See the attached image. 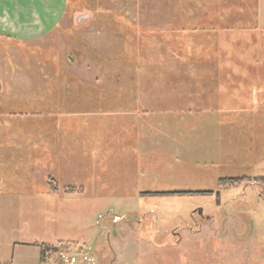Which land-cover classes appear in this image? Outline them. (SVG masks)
Returning <instances> with one entry per match:
<instances>
[{
    "label": "rangeland",
    "instance_id": "rangeland-1",
    "mask_svg": "<svg viewBox=\"0 0 264 264\" xmlns=\"http://www.w3.org/2000/svg\"><path fill=\"white\" fill-rule=\"evenodd\" d=\"M91 2L0 35V264H264V0Z\"/></svg>",
    "mask_w": 264,
    "mask_h": 264
},
{
    "label": "crops",
    "instance_id": "crops-1",
    "mask_svg": "<svg viewBox=\"0 0 264 264\" xmlns=\"http://www.w3.org/2000/svg\"><path fill=\"white\" fill-rule=\"evenodd\" d=\"M66 4L67 0H0V35L20 42L43 38L58 25ZM25 239L14 242V248L35 244ZM60 242L42 244L56 246Z\"/></svg>",
    "mask_w": 264,
    "mask_h": 264
},
{
    "label": "built area",
    "instance_id": "built-area-1",
    "mask_svg": "<svg viewBox=\"0 0 264 264\" xmlns=\"http://www.w3.org/2000/svg\"><path fill=\"white\" fill-rule=\"evenodd\" d=\"M116 221V220H114ZM51 255L47 257V260L51 263L59 262L65 264H95V259L91 254L90 247H85L75 253H70L66 250H52L49 252Z\"/></svg>",
    "mask_w": 264,
    "mask_h": 264
},
{
    "label": "trees",
    "instance_id": "trees-1",
    "mask_svg": "<svg viewBox=\"0 0 264 264\" xmlns=\"http://www.w3.org/2000/svg\"><path fill=\"white\" fill-rule=\"evenodd\" d=\"M72 1V5L75 3L76 6H78L80 4V6H87L90 10H91V0H71ZM70 3V0H67V4L69 5ZM232 181H235V179H224V182L227 183V182H232ZM221 184L222 183V179H220L219 181ZM61 243V242H60ZM39 247H40V262H44L45 261V255L47 253V251L49 250H56L58 249V246H48L46 244H38ZM59 245V243H58Z\"/></svg>",
    "mask_w": 264,
    "mask_h": 264
},
{
    "label": "flooded vegetation",
    "instance_id": "flooded-vegetation-1",
    "mask_svg": "<svg viewBox=\"0 0 264 264\" xmlns=\"http://www.w3.org/2000/svg\"><path fill=\"white\" fill-rule=\"evenodd\" d=\"M118 218H119V217H116L115 220L118 219ZM116 221H118V220H116ZM116 221L113 220V222H116Z\"/></svg>",
    "mask_w": 264,
    "mask_h": 264
}]
</instances>
